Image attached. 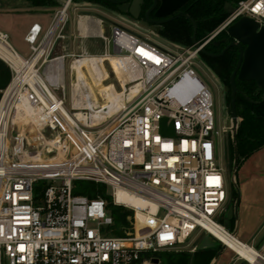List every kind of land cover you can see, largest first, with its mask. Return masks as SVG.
<instances>
[{"label":"built area","instance_id":"2783aa9c","mask_svg":"<svg viewBox=\"0 0 264 264\" xmlns=\"http://www.w3.org/2000/svg\"><path fill=\"white\" fill-rule=\"evenodd\" d=\"M72 1L55 11L44 33L39 24L30 28L29 57L0 30V60L12 71L0 96V264H155L158 252H193L190 238L209 233L210 224L233 234L219 220L230 198L219 161V136L228 128L219 129L213 93L195 63L239 18L264 24V0L232 3L234 11L214 31L174 51L114 23L110 36L99 35L102 54H71L68 84L66 55L55 50ZM86 56L123 58L126 85L140 88L122 105L106 107L102 92L95 97L88 68L84 78L73 69ZM25 105L32 117L15 123ZM165 117L174 135L163 133ZM75 180L107 185L112 204L133 211L131 226L117 234L109 202L74 194ZM239 243L244 254L227 246L237 260L264 264V239Z\"/></svg>","mask_w":264,"mask_h":264},{"label":"rangeland","instance_id":"374dc122","mask_svg":"<svg viewBox=\"0 0 264 264\" xmlns=\"http://www.w3.org/2000/svg\"><path fill=\"white\" fill-rule=\"evenodd\" d=\"M2 1V6L0 8V30H3L9 34V41L13 47L24 57L30 54V49L28 43L25 41V31L29 26L31 19L33 18V12L26 10V0H0ZM58 2V7L63 4L65 0H56ZM72 10H76L81 13H95L102 17L106 22L108 19H112L114 23L119 24L132 32L145 37L147 36L138 26H136L132 20L125 17L111 14L110 12H104L99 5H94L92 1L86 0H73L71 5ZM71 19V17H70ZM108 26V25H106ZM178 44V43H176ZM104 41H95L92 43V52H97L100 54V49L104 47ZM178 47H187L189 45H176ZM90 49V50H91ZM167 49L174 51V48L167 46ZM102 53V52H101ZM119 57V56H115ZM203 63L196 61L195 67L202 76V78L208 83L213 96H214V112L216 117V122L221 130L223 126L227 127L225 133H221L220 137V151H219V161L227 169L229 184V206L223 212L222 216L219 218L220 222L230 229L234 226L233 231L236 228V219L232 220L227 217V210L231 205L234 204L232 192L235 189V185L232 183V167L233 160L231 157L230 144L232 141V131L229 129L232 126L231 120V97L228 96L224 89V82L217 78L216 74L208 67L207 62L204 60L203 56L199 57ZM71 60L66 63V79L67 83L71 81V74L69 70V65ZM110 64V65H109ZM109 64H104V76L107 78L103 81V85L115 84L118 90H121L119 79H117V70L114 68L112 62ZM112 69H111V67ZM87 74V73H86ZM91 75V73H90ZM110 76V77H109ZM93 77V76H92ZM109 77V79H108ZM129 77V76H128ZM75 79V75H74ZM93 90L95 91V97L100 100L99 92L101 91L102 85H96L95 79ZM132 84H128L126 97H130L128 94L129 88ZM99 89V90H98ZM69 90V85H68ZM128 95V96H127ZM106 103V102H104ZM69 105V103H68ZM24 115L29 120L33 114L25 112ZM240 121V119H239ZM16 130L20 131L23 126H15ZM238 186L241 190L242 196L240 200L239 213H238V223L239 228L236 236L244 242L250 243L252 245H258L264 239V146L259 150L254 152L252 155L244 159L238 169L237 173ZM232 231V232H233ZM187 250L189 249H201L205 247H220L222 248L223 243L213 237L211 234L200 231L194 234L187 243ZM219 249V250H220ZM194 250V251H195ZM193 251V252H194ZM241 260H237L235 254L229 250L225 249L223 254L220 256L217 264H241Z\"/></svg>","mask_w":264,"mask_h":264},{"label":"trees","instance_id":"16d2710c","mask_svg":"<svg viewBox=\"0 0 264 264\" xmlns=\"http://www.w3.org/2000/svg\"><path fill=\"white\" fill-rule=\"evenodd\" d=\"M34 7H56V0H28ZM94 1V0H86ZM101 2L102 0H96ZM238 0H191L183 10H186L198 24L197 38L201 39L214 31L227 17L225 10L227 2L235 3ZM194 26L191 20L179 17L164 24L161 35L165 39L181 45H191ZM227 34L223 31L219 36ZM213 47V42L208 45ZM204 59L217 72L219 77L228 82L229 75L233 70L239 56L237 48L229 49L220 57H209L202 54ZM12 71L10 67L0 60V96L1 90L10 82ZM238 86L236 109L239 116V127L237 132V147L239 161L241 162L264 146V89H260L254 81H237ZM231 157L234 159V146L230 144ZM45 182L40 181L35 186V196L37 197ZM73 193L85 195L89 198L102 197L109 202L111 212L117 227L116 233L122 234L124 228L131 226L133 211L122 206L112 204V196L107 185L91 180H75L73 183ZM233 200L237 197L234 189L232 192ZM234 220V218L232 219ZM234 226L230 228L233 231ZM122 229V230H121ZM220 247H205L190 251H162L156 253L160 259V264H210Z\"/></svg>","mask_w":264,"mask_h":264},{"label":"water","instance_id":"95a60500","mask_svg":"<svg viewBox=\"0 0 264 264\" xmlns=\"http://www.w3.org/2000/svg\"><path fill=\"white\" fill-rule=\"evenodd\" d=\"M107 3L120 4L122 1L119 0H105ZM191 0H154L151 8L146 12L144 25H137L146 35L150 36L152 39L166 45L169 47H178L176 43L171 42L161 35V30L163 24L175 20L179 17H185L191 20L194 26V31L192 35V42L197 44V31L198 24L197 21L190 16V14L183 10V8ZM143 0H135L130 10L133 19H138L140 15L141 3ZM130 4L127 3L124 6H120L123 12L127 11ZM154 18L150 16V13L154 11ZM225 10L228 13L234 11V6L231 2H227L225 5ZM131 19V20H133ZM227 34L234 40L221 52L214 54L208 51L205 47L202 49L201 53L212 57L222 56L227 49L230 47H236L239 49V61L236 66L235 71L231 76V88H232V98H231V120L232 126L230 127L232 131V143L234 146V160L232 167V183L235 185V190L237 192V197L233 205L227 210V217L229 219H236V228L233 234L236 235L239 228V206L241 200V190L238 186L237 173L240 166L238 147H237V132L239 127V116L236 109V98L238 92V86L236 84V77L240 81H254L260 89H264V24L258 22L252 17L243 16L233 22L226 29ZM222 41H215V45H219ZM182 47V46H181ZM186 48V47H183ZM198 61L203 63V61L198 58ZM204 64V63H203ZM228 87L225 88L228 91ZM168 118H163L161 121L162 131L167 135H174V125L171 123L167 124ZM226 245L223 244L222 248L216 253L215 257L210 264H217L220 256L226 249ZM153 263L160 264L159 258H154ZM243 264V263H242Z\"/></svg>","mask_w":264,"mask_h":264},{"label":"crops","instance_id":"0c3cea01","mask_svg":"<svg viewBox=\"0 0 264 264\" xmlns=\"http://www.w3.org/2000/svg\"><path fill=\"white\" fill-rule=\"evenodd\" d=\"M26 10L33 12V18L29 26L26 28L24 39L26 40V36L30 30V28L34 24H39L42 27L43 33L50 27L55 11L60 7L58 5L56 7H34L31 3L26 0ZM2 1H0V8L2 6ZM70 21L67 24L64 37L59 40L58 45L56 47V53L61 55H66L65 60L66 63L69 60H72L73 57L71 54H91L98 55L97 52H92V43L95 41H103L99 38V35L103 33L106 36L111 35V28L114 24L112 19H108L107 22L96 15L95 13H81L76 10H71L70 12ZM108 25V26H106ZM3 31V30H2ZM5 32V31H4ZM42 33V35H43ZM146 38L152 39L150 36H145ZM28 43V42H27ZM29 45V43H28ZM93 48V47H92ZM29 49L31 51L30 45ZM91 49V50H90ZM110 50L113 51V45H110ZM104 52V47L100 49V54ZM32 54V51L27 56L29 57Z\"/></svg>","mask_w":264,"mask_h":264},{"label":"bare ground","instance_id":"6f19581e","mask_svg":"<svg viewBox=\"0 0 264 264\" xmlns=\"http://www.w3.org/2000/svg\"><path fill=\"white\" fill-rule=\"evenodd\" d=\"M105 60H108L109 63L112 62L113 65L115 64V69L117 70V79L121 82V90H118L116 85L111 83L108 85H103V81L107 79L104 76V69L103 66H105ZM88 68L91 75L95 79L96 85H102L101 91L105 98L107 99V102L105 103L106 107H117L122 105L123 101L125 100V94L127 91V82L129 81L128 77V66L126 61L121 57H115V56H109L108 58H104L103 56H86L83 58H79L73 63V69L77 72L78 78H84L85 72L84 68ZM140 88V84L132 85L129 88V94L130 97H132ZM99 90V89H98ZM95 92V91H94ZM128 96V95H127ZM127 98V97H126ZM97 99V98H96ZM25 112H29L30 114H33L34 111L32 108L28 105H25L23 109L17 114L18 116L15 118V123H19L20 119L27 120V117L24 115ZM80 117H83L82 113H79ZM23 129V128H22ZM137 201V200H136ZM139 202V201H137ZM208 231L210 234H212L217 240L223 242V244L231 248H234L238 250L239 252L244 254V248L239 243L241 241L239 238H237L233 234H229L228 232H224L223 230H220L215 225H208Z\"/></svg>","mask_w":264,"mask_h":264},{"label":"flooded vegetation","instance_id":"af4514ba","mask_svg":"<svg viewBox=\"0 0 264 264\" xmlns=\"http://www.w3.org/2000/svg\"><path fill=\"white\" fill-rule=\"evenodd\" d=\"M119 1H122V3L120 4H114V3H107L105 0H102L101 2H97L96 0L92 1V3L94 5H99L102 9H104L105 11L104 12H110L111 14H114V15H119V16H122V17H125L127 19H133L132 18V14L130 12L131 8H132V5L133 3L135 2V0H119ZM160 2V0H158ZM129 3L130 6L129 8H127V11L126 12H123L120 8V6H124L125 4ZM154 3V0H143V2L141 3V9H140V15H139V18L138 19H133V23L137 26L138 24L139 25H144V21L146 20L145 19V15H146V12L151 8V6L153 5ZM154 11H152L150 13V16L152 18H154ZM164 26V24H163ZM162 26V27H163ZM234 39L231 38L228 34H225L221 37H217L214 41H213V44L214 46L212 47H209L208 48V45L206 46V48L208 49L209 52L211 53H214V54H218V53H221ZM215 41H222L218 46L215 45ZM231 48H236V47H230L229 49ZM227 49L225 51V53L229 50ZM238 49V48H237ZM239 51V49H238ZM224 53V54H225ZM202 55V54H201ZM209 57H212V56H209ZM220 57V56H219ZM204 58V57H203ZM205 60V59H204ZM207 62V65L208 67L216 74L217 78H219L220 80H222L224 82V89L226 87H228V91L227 94L228 96H230L232 98V88H231V76L233 74V72L235 71L236 69V66L238 64V61H239V56H238V60L233 68V70L231 71L230 75H229V78H228V82L226 80H223L219 77V75L217 74V72L214 70L213 67H211V65L208 63V59L205 60ZM239 81L238 78L236 77V82Z\"/></svg>","mask_w":264,"mask_h":264},{"label":"snow or ice","instance_id":"6c2138e0","mask_svg":"<svg viewBox=\"0 0 264 264\" xmlns=\"http://www.w3.org/2000/svg\"><path fill=\"white\" fill-rule=\"evenodd\" d=\"M260 6L258 5L257 8H259ZM159 139V138H157ZM166 148L170 147V145H165ZM218 179V178H217ZM21 250H23V246H21Z\"/></svg>","mask_w":264,"mask_h":264}]
</instances>
